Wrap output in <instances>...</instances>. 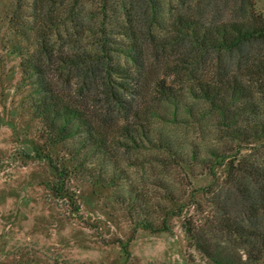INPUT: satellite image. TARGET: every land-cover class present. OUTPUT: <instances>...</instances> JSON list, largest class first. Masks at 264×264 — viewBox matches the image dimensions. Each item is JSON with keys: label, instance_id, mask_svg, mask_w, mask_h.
<instances>
[{"label": "trees", "instance_id": "trees-1", "mask_svg": "<svg viewBox=\"0 0 264 264\" xmlns=\"http://www.w3.org/2000/svg\"><path fill=\"white\" fill-rule=\"evenodd\" d=\"M216 1L34 0L43 34L23 74L33 84L32 111L46 140L76 139L73 154L118 166L126 148L173 150L155 124L215 114L232 140L264 143V17L253 12V0H218L223 7L210 14ZM54 29L59 38L52 42L45 31ZM209 155L211 173L225 165L226 184L202 191L210 212L204 223L185 221L190 247L203 264H264V165ZM41 159L56 174L60 194L66 172L48 155ZM101 166L90 177L113 183Z\"/></svg>", "mask_w": 264, "mask_h": 264}, {"label": "rangeland", "instance_id": "rangeland-1", "mask_svg": "<svg viewBox=\"0 0 264 264\" xmlns=\"http://www.w3.org/2000/svg\"><path fill=\"white\" fill-rule=\"evenodd\" d=\"M33 2L0 0V264H203L188 243L184 223L189 218L204 223L210 208L202 191L225 188V165L211 173L209 153L237 156L235 164L248 159L264 165V143L232 140L214 114L184 125L155 124V133L163 130L173 150L126 148L118 166L73 154L76 139L51 144L32 111L33 84L23 74L43 34L33 18ZM252 5L264 17V0ZM222 7L217 0L207 12ZM234 7L229 4L227 14ZM59 31L45 35L55 42ZM44 155L66 172L60 194ZM95 164L113 183L90 177ZM142 221L153 230L143 228Z\"/></svg>", "mask_w": 264, "mask_h": 264}]
</instances>
